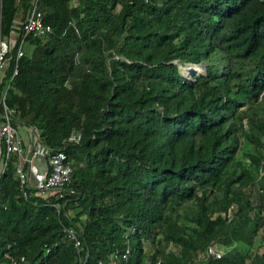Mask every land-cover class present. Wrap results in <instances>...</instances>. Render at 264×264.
Masks as SVG:
<instances>
[{"label": "trees", "instance_id": "trees-1", "mask_svg": "<svg viewBox=\"0 0 264 264\" xmlns=\"http://www.w3.org/2000/svg\"><path fill=\"white\" fill-rule=\"evenodd\" d=\"M28 4L0 0V39ZM34 5L49 31L16 27L0 113L2 101L11 125L51 149L72 130L79 139L62 148L70 183L57 213L53 194L18 193L0 137V264H96L126 245L116 264H191L210 242L226 249L196 264H264V0ZM177 63L205 71L187 79Z\"/></svg>", "mask_w": 264, "mask_h": 264}, {"label": "built area", "instance_id": "built-area-1", "mask_svg": "<svg viewBox=\"0 0 264 264\" xmlns=\"http://www.w3.org/2000/svg\"><path fill=\"white\" fill-rule=\"evenodd\" d=\"M76 0H68L69 5H74ZM30 7L24 13L23 20L21 21V36L26 32H32L33 34H41L49 31V25L44 24L41 21V15L39 10L36 9L34 3L35 0H30ZM10 32V31H9ZM8 40L0 39V69L5 65L4 52L7 48L13 45L15 35L10 38L7 35ZM22 52L20 44L15 48V58ZM15 66L12 69L11 74L15 73ZM2 112L0 116V137L3 140L5 156L9 153L15 155L14 172L18 180V193L26 195L28 188H33L38 194H53L56 200L52 201V205L55 211L58 213L61 203L60 199L63 198V194L69 188L70 183V164L66 159V155L63 151L64 144L68 142H77L79 139V132L72 130L68 133L67 137L63 140L61 148L51 149L41 144L37 139V130L33 126H24L27 139L23 141L17 128L10 123L11 110L6 108L2 103ZM264 161V158L262 159ZM5 161L0 160V170L2 169ZM259 165L257 168L256 176L243 188H250L251 192H261L262 188L257 185V178L263 173ZM66 216L67 213L64 211ZM232 213L228 211L226 213L227 221L232 218ZM62 231L66 237L71 241L73 247H79L80 240L78 237V229L74 226L62 225ZM128 246L126 245L122 251L111 252L106 260L97 261L96 264H116L118 256L125 258L128 253ZM223 248L216 246L215 243H208L201 253H197L195 259L191 264H196V261L202 257L213 256L218 257ZM21 259V258H20ZM83 264V263H79Z\"/></svg>", "mask_w": 264, "mask_h": 264}, {"label": "rangeland", "instance_id": "rangeland-1", "mask_svg": "<svg viewBox=\"0 0 264 264\" xmlns=\"http://www.w3.org/2000/svg\"><path fill=\"white\" fill-rule=\"evenodd\" d=\"M26 1V0H25ZM30 0H28L29 3ZM30 7V3L28 4ZM22 6L19 5L15 11L13 12V14L11 15V20H10V32L8 33V37L12 38L14 35L16 36V27L19 25V23L23 20L24 14L22 15ZM22 15V16H21ZM4 40L7 41L8 38L4 37ZM178 67H179V72L181 73V75H183L185 78L190 79L191 77V73L194 72L195 74H203L205 69H204V65L202 63H196L199 64V67L197 69L192 68L190 64L192 63H177ZM194 64V63H193ZM0 71H3V67L0 69ZM18 128H20L21 130L24 129L23 125H18ZM2 159L1 155H0V160ZM217 247L220 246L223 249H226V247L222 246V245H217V243L215 244ZM240 247V246H238ZM201 259V258H200Z\"/></svg>", "mask_w": 264, "mask_h": 264}, {"label": "crops", "instance_id": "crops-1", "mask_svg": "<svg viewBox=\"0 0 264 264\" xmlns=\"http://www.w3.org/2000/svg\"><path fill=\"white\" fill-rule=\"evenodd\" d=\"M2 74H3V71H0V77H1ZM18 131H19V133H20V132L22 133L21 135H22V137L24 138V137H25V134H26V133H25V130H24V129L21 130V129L18 128Z\"/></svg>", "mask_w": 264, "mask_h": 264}]
</instances>
